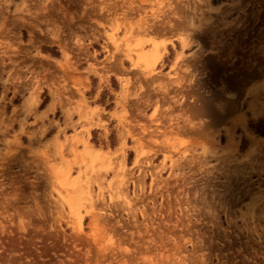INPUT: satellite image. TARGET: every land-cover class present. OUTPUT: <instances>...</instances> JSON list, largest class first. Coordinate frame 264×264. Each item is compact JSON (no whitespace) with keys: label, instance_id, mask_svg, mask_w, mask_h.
I'll return each instance as SVG.
<instances>
[{"label":"rangeland","instance_id":"1","mask_svg":"<svg viewBox=\"0 0 264 264\" xmlns=\"http://www.w3.org/2000/svg\"><path fill=\"white\" fill-rule=\"evenodd\" d=\"M264 0H0V264H264Z\"/></svg>","mask_w":264,"mask_h":264},{"label":"trees","instance_id":"2","mask_svg":"<svg viewBox=\"0 0 264 264\" xmlns=\"http://www.w3.org/2000/svg\"><path fill=\"white\" fill-rule=\"evenodd\" d=\"M260 134L264 136V130H263V131H261V132H260Z\"/></svg>","mask_w":264,"mask_h":264}]
</instances>
